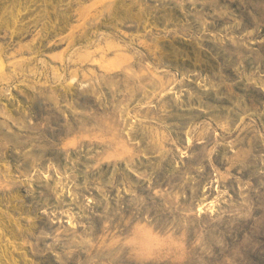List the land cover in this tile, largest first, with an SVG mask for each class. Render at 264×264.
<instances>
[{"label": "rangeland", "instance_id": "rangeland-1", "mask_svg": "<svg viewBox=\"0 0 264 264\" xmlns=\"http://www.w3.org/2000/svg\"><path fill=\"white\" fill-rule=\"evenodd\" d=\"M177 3L181 5L180 7L182 11L184 10V12H186L187 10H189L188 12L194 14V16L192 17V21H194L193 26L188 36L186 34H183L180 29V25L185 23L183 22V19H176L174 21V23L169 27V29H173L170 30L167 36L165 34V31L163 32V27L165 25L164 15L167 14L168 10L160 9L158 10L157 15L155 16L156 18L151 17V25L157 26V31L161 36L159 37V39L161 40H145L146 43H150L152 45H156L158 43L159 52L157 53V55L148 54L149 51L146 47L144 48V45L140 43L141 40H137L136 42L138 43V45L137 43H135L136 45H132V47L134 49L133 53H138L141 56L143 54V63L151 65L149 67L150 70L156 69V57H160L161 61H163L164 63L163 66H165V64H169V68H166L168 72L161 74V76L163 75L162 77L163 81L165 82L166 89L167 87H170L174 79L179 80V78L183 77V75L181 76V74L186 73L187 75L181 81L182 86L187 91H181L182 89L179 88L183 87L180 86H177L178 88L176 87V89L173 90L172 87H170L169 91H173L174 94H166V96H162V98L158 99L152 98V96L150 95L149 99L144 100V102L148 100L150 104L146 101L145 103L143 102V104L139 103V105V101L135 100L132 101L130 105H126L122 102L125 105L124 106L123 104H121V100L123 101V99L120 96L111 99L110 96H108L107 94V90L102 89V91L104 90L103 95L101 97V101L103 102L101 103L103 105L100 103V106H102V108L109 109L111 108V106H113V104L115 105L119 102L118 105L121 104V107H125L123 111L127 110V113L124 111V114L122 115L127 123L122 124L125 126L122 127L123 132H125L123 137L126 136V138L124 137L125 140H127V138L130 139L129 136H133L135 132L141 130L145 131V133L147 131V142H162V145L158 150H160V154H168L167 156L171 158L169 163L170 165L165 168L167 170L165 171L167 177L172 176V182L174 178L173 175L176 171L184 172V170H187V168L190 166H197L196 168L201 167L199 174L195 172L191 173L193 181L192 184H197L196 186H192L193 195H190L191 197H189L187 191L185 192L184 190H181L183 192L172 190V192L170 191V189H167L168 186L166 185L161 187V185H158V181H160L159 179L161 176L159 174L153 175L152 173L146 174V179H148L149 182L142 181V183H146V186H140V183V185L137 184L140 188L136 185L131 187V185L125 184V181L121 179L120 166L116 167V169L118 170H116L115 172L116 174H118L117 177L114 174H105L102 175V179L99 180V172H97L96 170L92 171V169L85 167L90 165L92 162L89 161L91 159H83L84 155H89V149L87 150V148H85L84 144L82 143H79L77 147H74L72 149L68 148L67 151L64 149V152L62 153L64 160L62 161L59 160V155L57 156L50 154L44 158L45 162H41V164L37 163L36 167L35 165L31 166V164H28L25 167L22 165V162L20 163L13 159L12 154L13 151H15L13 150L14 147H10L4 142V140L0 138V196L4 194L6 195L8 193H14V195H17L23 201V205L25 206L26 212L13 216L9 211L14 208L12 205L8 204L7 206L6 204V211H3V209L0 207V216L2 217V220L4 222V234L0 243V245H2L0 246V253H2L1 250H8L7 252L10 253L9 255L11 264H35L37 262H43L44 264H157L158 262V264H173V262L174 264H264V242L261 245H256V243H258V241H262V238L264 237V188H262L264 186V181L262 187H260L261 189H257V201L260 203V210L262 211L261 213H257L256 210H254V207L257 206H254L250 203L253 201H246L244 199L241 201V199H239L238 197L239 193L241 192V188L242 192H244V190H246L248 186L253 185V182L249 178L240 177L235 172L229 174L226 173L225 168H220L215 163V160H213V156L210 157L208 161L200 164V162L203 161L202 158L203 153L205 152V148L209 150L213 149V152L216 155L220 152L219 148L212 147L211 144L207 146V144L209 143L208 141H211V137L209 138L208 136L212 135V137H218L220 134L219 128L217 129V127H212V132L210 134L205 131L203 136L206 138L203 139V143L201 144L200 140H198V142L196 141V146L190 150H187L186 147L181 146L179 144V140L175 133V125L177 124V120L175 119L177 117L176 114L178 113L184 114L186 113L185 111H188V114L186 113L184 115L192 116L193 114H204L206 118L199 119L196 123V127L198 126V128L201 129L202 127H210L208 124L210 121L207 119L212 117V115L214 114V112H212L211 114H209V112H205L206 114L203 113V111H205L204 103L221 105L223 107H231L230 105H227L225 103V99H221L222 102H220V99L219 102L218 100L211 99L213 93H215L216 96L224 95L222 92L218 91L219 81L212 82L214 80V77L216 76V74L214 73H217V75H226L227 73L223 65L224 59L222 58V60H218L213 54L211 48L213 47V45L218 44V52H220V54H223L226 49V53L231 57V62L229 61V63L230 65H232V71H228L227 74L230 78V83H234L231 78L235 76V73L241 72L246 74L252 71V69L249 70V68L246 69L243 67H239V65L237 64L236 51H238V43L246 44V55L252 56L249 58H252L257 61L258 63L256 62V65L258 64V66L260 67V70L258 69L255 71H257V73L261 75H264V0H178ZM65 7L66 6H63L62 8ZM45 9L46 7L43 5L41 6V8L37 7V12L23 13L21 15L22 17L20 20H22L21 23L24 24H22L21 27L23 29L26 28V30L30 31L31 35L28 38L22 40L24 37H26L25 35H28L26 34V31H22V36L15 37V41H19L21 44H26L30 41L35 40L36 42L34 46L36 50L38 48H44L41 52L43 54H41L39 57L33 55V60L37 57V59H41L43 57L47 60V58L42 55H45L46 52V55H49V53L51 52L47 49L45 51V47L48 46L51 39H53V36L54 38L57 37L52 31H48L50 34L49 37L52 36V38H48V40H43V42L41 41V39H43L47 34L44 29L43 32L42 28L44 27V23H46V20L47 22L49 21ZM37 14H40V17H38ZM41 14L45 15L43 16ZM155 14L156 13H154V15ZM32 16H34L35 18H32ZM195 20L202 21L203 25L199 26V24H197ZM55 21L56 20H54L53 22ZM50 23L51 22L49 21L48 26H51ZM237 25L239 27L235 28ZM244 29H253L257 32V35L254 39H243L241 37V33L244 31ZM3 33L5 34V32ZM3 33H1V36H3ZM0 40L2 41V43L3 41H9L7 38L6 40H4L3 38ZM40 41L43 45L46 46L41 47L42 44H40ZM125 41L131 42L130 40ZM249 41L254 42V44L249 43ZM199 43H201L202 45ZM208 43H210V45ZM214 50H216V48H214ZM8 52H11V50H8ZM8 52L6 53V56L8 55ZM55 52H58V50ZM235 65L241 70L237 68V71H235V69L233 68ZM196 73H198L199 75ZM259 74L257 75L256 79H264ZM203 77H207V79L210 77V80H212L206 81L204 87H206L208 90L205 92L201 90L203 84L202 86H198V81L200 82ZM262 79H259L260 83H262L260 85L264 86V82H261ZM246 84H242L243 86L239 85V93H242L241 97L243 99V102H245L249 108L246 112H240L242 114V117L244 116V118L240 117L239 119L238 116H235L237 118L234 122L239 125L249 126L254 129L256 134L263 136L264 128L263 126H261V122L263 123V120L260 114H264V110L257 107V105L253 103L251 104L249 102H251L252 100H258L263 102L264 97L261 94H264V90L256 88L257 91H255L253 88L250 87V85L245 86ZM24 88L27 87L20 86V88L15 89L12 92V96H16L15 98L18 99L17 102L13 100V103L15 105L16 103H19L20 99L22 101L24 100L23 102L26 106L28 105V103L26 104L24 92L21 94V90H23ZM199 89L203 92L202 94ZM206 92L209 94L210 97L207 96L208 94ZM199 96H201V99ZM191 97H195L193 99L196 101L191 99ZM177 100H183V103L181 104L183 105L184 103H186L183 107H188L187 109H190V111L182 110L181 112H179V110H177V106L180 104L181 101L179 102ZM7 101L8 100H6V102ZM199 101H202V104ZM110 102L113 104H111ZM198 102L200 103V107ZM135 104L137 105V107ZM61 105V107L64 106V110L61 109L63 111V113L60 114L61 118H58L57 121H53L52 126L51 122L48 124L44 121V114L39 110V108L36 107H33L34 109L32 108L34 113L28 120V122L32 120L31 123H34L31 124V126H36L40 129L35 131V135L42 136L41 134H43V143H45L46 140H49L50 142L55 144V146L58 145L56 148H61V146L63 145L61 144L62 141L64 143H68L75 139L78 135V133L76 132L70 134L66 133V126L74 125V127L76 128L77 125L74 122L75 120L73 116L70 115L71 113L69 109L66 108L67 102H62ZM140 106H143L142 109L144 110H139ZM195 107L198 111L195 110ZM77 108L80 112H82V110L84 109H92L90 108L89 104H86L81 100H79ZM95 108L99 111V108L97 106ZM128 109L130 110L128 111ZM65 113L68 116H66ZM125 113L129 115L126 116ZM139 113L141 114V117H139ZM217 115L219 116V111H215V114L213 116ZM221 115L233 117V112L230 113L228 112V110L222 109L220 116ZM142 116H147L148 119H143V121H139L138 117L141 120ZM66 117L69 118L67 119ZM69 119H71L72 122ZM226 119H224V121L222 122L223 124L230 123V121H227ZM69 121L72 124H70ZM258 122L260 126L259 130L255 126L258 124ZM130 124L134 126H131ZM229 125L232 126V123H230ZM129 129L132 130L130 131ZM12 135L14 134L12 133ZM195 137L197 138V136ZM130 142L134 143L131 145V147L135 148L137 146L136 150H133V153H135L134 161L137 162L139 160V157L145 154H140V152H138L139 145H136V142ZM219 143L222 144L223 142L219 141ZM103 147V145H99V147L92 150L91 153H93V151L97 152L98 150L100 155L103 153V151H105V153H103L104 155L110 153L106 152V148L104 147L103 149ZM161 148L163 151L161 150ZM169 151L170 153H168ZM262 151L259 152L262 154ZM158 152L155 148V153L157 154ZM179 155H181L180 159L177 158V156ZM146 156L148 157L147 161L149 160L148 163H150L151 161V164L153 165L154 160L152 159V155L150 154V152H147ZM140 159H142V157H140ZM263 164H258L255 167L257 171L259 170L258 172L262 176H264ZM172 166H174V169ZM62 167L65 168V172H63L62 170L57 171V169H61ZM46 170H48V176L46 178V181H43L40 179L42 177L41 174L45 175L43 171ZM59 171L61 175H59ZM99 171L100 173L104 171V167ZM40 172L42 173L40 174ZM57 172L58 174H56ZM93 172H96L94 174L95 176H92ZM45 173H47V171ZM27 174H29L30 176H28ZM63 174H65V176ZM232 174L233 179L240 180L243 185L240 184L236 187L232 186V184L228 181L231 180L232 176L229 177V175ZM226 175L228 176V179L224 177ZM108 176H110V179H107ZM104 178L107 181H105ZM92 179L97 180V182L95 183L91 181ZM110 180H114L113 183H109L111 182ZM221 180L223 182H221ZM117 189L120 192H118ZM55 191L57 192V194ZM117 192L119 193V196H115L118 195ZM56 195H58V198L56 197ZM150 196L151 199H149ZM125 198L127 199L125 200ZM128 198H130V201H133V203H137L136 200H138V202L142 201V203H144V207L146 206L144 210L146 208L147 209L145 210L146 213L144 214L147 216V213H149L148 216H150L151 214V217H149L150 220H147L146 223H144L147 224V226H145L147 230L153 229V236H156L157 234L158 237L161 236L160 239L162 238V240L164 239L163 241H165L170 238V235L173 236V234H175L177 245L179 243L180 246L185 248L188 245L187 243H185L184 245L183 242H185L184 239L188 237L189 243H191L192 245L198 243L196 246V248H198L196 251H194L196 253L194 254V252H191L188 254L179 252L178 254L177 252V261H175V259L170 258H167L166 260V252L163 254V256H165V258L163 259L164 261H158L155 259V257L151 256V259L143 258L142 262H140L142 258L140 257L139 259L138 255V258L135 259L137 257L136 255H122V253L115 258L114 255L111 254L112 249H114L115 243H118V245L128 244L131 248L139 243V240L137 239V234L135 235L132 232H129L130 234L123 233L122 231L120 233H117L114 228H111L114 224V221L112 219L113 214L117 213V211H119L118 213H124L125 207H128V205L130 204ZM166 198L170 199L168 200ZM186 198L189 199L188 202H185ZM116 199H119L118 202L116 201L117 209L114 208V202ZM141 199H143L144 201ZM173 199L176 201L177 205L173 203V201L170 202V200ZM89 201H94L95 203L93 202V204ZM1 202L2 200L0 198V205ZM159 204L161 206H159ZM174 205L176 206L175 210L177 215L167 214L165 212V209H169V211H171V209L173 208L172 206ZM199 205L202 206L201 208L203 209V212L198 211V207L200 208ZM187 213H190V215H188L190 218L188 217L186 220L185 217V220H182L180 224H182L183 226L185 225L188 236L185 237L184 235H182L183 233L181 232V230L178 231V234V232L173 233L172 230H170L171 232H168L166 229L163 228L164 224H169L173 221H176L178 217H184L185 215H187ZM157 214L159 215L157 216ZM152 216L155 219H153ZM4 218H6V221L4 220ZM18 219L19 221H17ZM158 221L159 224H157ZM34 222L35 224H37V228L31 231H27V229L30 228V225ZM135 222L132 223L133 230L134 228L145 225L143 223L139 224L137 223V221ZM156 224L158 228L156 227ZM162 229L165 230V232ZM14 231L15 233H17V236L13 235ZM238 231L241 232L239 233L240 235L237 233ZM31 232H33L34 234H27ZM167 234L170 235L168 236ZM197 239L198 242L196 241ZM5 246H7L8 248ZM145 253L147 255H150L152 252L146 250ZM180 253L182 254V256L184 255L183 258ZM178 256H180L181 259ZM129 259L131 260L129 261ZM168 260L170 262H168Z\"/></svg>", "mask_w": 264, "mask_h": 264}, {"label": "bare ground", "instance_id": "bare-ground-1", "mask_svg": "<svg viewBox=\"0 0 264 264\" xmlns=\"http://www.w3.org/2000/svg\"><path fill=\"white\" fill-rule=\"evenodd\" d=\"M177 2L178 0L177 1L175 0H46L47 6L45 10L47 12V18L51 22L50 23L51 26H48L49 21L47 22V20H46L47 24L44 23L43 28L41 26L42 30L44 29L45 32L47 33L45 37H44L45 33L43 34L44 38L41 39V41L43 42V40H48V38H52V36L49 37L50 36L49 32L51 31L55 34V36H57L55 38L53 36V39H51L48 46L43 45L42 42L40 41V44H42L41 47L46 46L45 51L47 49L51 52L49 53V55H46L47 52L45 55H42L46 57L47 60L44 59L43 57L41 59H37L41 54H43L41 52L44 48L42 49L38 48L36 50L34 46L36 42L35 40L30 41L26 44H21L19 41L18 42L15 41V37L22 36V33L25 31H26V34L28 35H25L26 37H24L22 40H24L25 38H28L31 34H30V31L26 30V28L23 29L21 27L22 24H24V23H21L22 20H20L22 17L21 15L23 14L21 6L19 4L18 5L14 4L8 7L6 6L4 8V11L0 12V39L3 38L4 40H6L7 38L9 40L8 42L3 41V43L0 40V138L4 140V142L10 147H14L13 150L15 151H13V154L11 153L13 156V159L17 162H20V163L22 162V165L25 167L28 164H31V166L35 165L36 167L37 163L41 164V162H45L44 158L50 154L57 155V156L59 155L58 158L60 161H62L64 160L63 154H62L64 152V149L67 151L68 148L72 149L74 147H77L79 143H82L84 144V147L87 148V150L89 149L88 150L89 155L88 156L84 155L83 159L84 160L91 159L89 161L92 162L90 165L85 166V167L92 169V171L96 170L97 172H99V176H100L99 180H101L103 177L102 175H105V174L107 175L114 174L117 177L118 174L115 173L117 170L116 167L120 166L121 179L125 181V184L131 185V187L135 185L138 186L137 184L140 185V183H141L140 186L142 185L146 186V183L144 184L142 183V181L149 182V180L146 179L147 173H152L153 175L159 174L161 177L159 179L160 181H158V185H161V187L166 185L168 186L167 189L168 190L170 189V191L172 190H176L178 192H183L181 190H184L185 192L187 191V193L189 194V197H191L190 195H193L192 186L197 185V184L195 185L192 184L193 181H192L191 173L195 172L199 174L201 167L196 168L197 166L196 167L190 166L187 168V170H184V172L176 171L177 173L175 172L176 175L174 173L173 175L174 178L172 182L171 180L172 176L167 177L166 175L167 170L165 169L170 165L169 163H170L171 158L167 156L168 154H160V150H158L161 147L162 142L160 141L161 143L160 144L158 143V141L157 143L156 142L152 143L148 141L149 142L148 143L147 137H146L147 131L145 133V131H141V130L135 132L134 135L131 134L133 136H129L130 139L127 138V140H125L126 136H124L125 138L123 137L125 132H123L122 130V127L124 126L122 124L123 123L125 124L126 120H124L122 116L124 114L125 110L123 111V109H125V107L124 108L121 107V104L125 103L126 105L128 104L130 105V103L135 100L139 101L138 104L139 103L143 104L145 99H149L150 95L152 96V98L158 99V98H162V96H166V94L173 93L172 90L176 89L177 86L183 87L181 80H183L184 77L187 75L186 73L181 74L179 72L181 76L183 75V77L179 78V80L174 79L173 83L171 84L172 86L170 85V87H172V90H171L172 92H170L169 91L170 87H167L166 89L165 82L163 81V77H162L163 75L161 76L162 73L168 72L166 68H169V64L168 65L165 64V66H163L164 63L163 61H161L160 57L159 58L156 57V60H157L155 63L156 69L150 70L149 67L151 65L143 63L144 62L143 54L141 56L138 53H133L134 49L132 47V45H136L135 43H137L136 42L137 40L139 41L141 40L140 43L144 45V48L146 47L148 49L149 51L148 54L157 55V53L159 52L158 43L156 45H152L150 43L149 44L146 43L145 40H161L159 39V37L161 36L159 35L157 31L158 30L157 26L151 25L152 24L151 17H155L157 15L158 10L160 9L168 10L167 14L164 15L165 25L163 27V32L165 31L166 35L170 32L171 29H173V28L169 29V27L174 23L176 19H183L184 20L183 22L185 23L180 25V29L183 34H186L188 36L193 26L194 21H192V17L194 16V14H192L191 12H188L189 10H187L186 12H184V10L182 11L180 7L181 5L178 4ZM63 6H66V7L62 8ZM154 13L156 14L154 15ZM39 15L38 17H40ZM34 16H32V18H35ZM34 20H38V19H34ZM54 20L56 21L53 22ZM195 22H197L199 26L203 25V22L200 20H195ZM238 27L239 26L237 25L235 28H238ZM3 32H5V34ZM255 32L256 31H254L253 29L252 30L244 29V31L241 33V37L243 39H246V38L254 39L255 36L257 35V32L256 33ZM1 33H3V36H1L2 35ZM125 40H130L131 42L129 41L127 42ZM249 43L254 44V42L252 41L251 42L249 41ZM208 44L210 45V43ZM150 46H153V47H150ZM245 46L246 44L244 43L237 44L238 51H236V54H237L236 62L239 65V67H243L246 69L249 68V70L252 69L250 73H246V74L241 73V72L235 73V76L231 78L234 81V83H230L229 82L230 78L227 74H228V71H232V67H231L232 65H230L229 63L231 57L226 53V49L223 54H220V52H218L219 50L218 44L217 45L215 44L213 45V47H211L212 52L218 60H222V58L224 59L223 65L227 73L226 75H220V74L217 75V73H214L216 74V76L214 77L213 81L210 80V77L208 79L207 77L206 78L203 77V79L200 82L198 81V86H202L203 84V87L206 84V81L208 80L212 82L219 81L218 91L222 92L224 95L216 96V94L213 93V96H211L212 97L211 99L218 100V102H219V99H220V102H222L221 99H225L224 100L225 103L227 105H230L232 108L229 106L223 107L221 105H213V104L204 103L205 111H203V113L209 112V114H211L212 112H214L215 114V111H219V116L218 115L213 116L214 115L213 114L212 117L207 119L210 121L208 123L210 127L208 126L207 128L202 127L201 129L198 128V126L196 127V123L198 122L199 119L206 118L204 114H203L204 116L194 115V114L192 116V115H184L188 111H185L186 113L184 114L178 113L176 114L177 117L175 119L177 120V124L175 125L176 126L175 133L179 140L178 141L179 144L181 146L186 147L187 150H190L196 146V143L198 142V140L201 141V144L203 143V139L206 138L203 136L205 131H207V133L210 134L212 132V127H217V129L219 128L220 134L218 137H214V136L212 137V135L208 136L209 138L211 137L210 138L211 141H208L209 143L207 144V146L211 144L212 147L219 148L220 152L216 155L213 152L212 147H211L212 150L205 148V152L203 153V158H202L203 161H201L200 164L208 161V159L213 156V160H215V163L220 168H225L226 173L229 174V173L235 172L240 177L249 178L253 182V185L248 186L246 190H244V192H242V188H241V192L239 193L238 197L239 199H241V201L243 199L246 201L247 200L253 201L250 203L253 204L254 206H257V207H254V210H256L257 213L259 212L261 213L262 211L260 210V203L257 201V195H258L257 189H261L260 187H262L264 176L259 174L258 172L259 170L257 171L255 167L258 164L261 165V163L262 164L264 163V135L263 136L258 135L255 133L254 129H252L251 127L239 125L234 122L235 119L237 118L235 116H238V118L240 119V117H242V114L240 112H246L247 109L249 108L246 105V103L243 102V99L241 97L242 93L241 94L239 93L240 91L239 85H242V84L244 85L247 83L245 86L250 85V87L253 88L255 91H257L256 88L264 90V86L260 85L262 83H260V80H259L262 78L256 79L259 73H257V71L255 70H258L260 67L258 66V64L256 65L257 61H255L252 58H249L252 56L246 55L247 52H246ZM214 48H216V50H214ZM8 50H11V52H8ZM57 50L58 52H55ZM7 52H8V55L6 56ZM33 55H36L38 57L36 59L34 58L33 60ZM235 66L233 68L235 69V71H237L238 67L237 66L235 67ZM261 77L264 78V75H261ZM257 81H258V84H257ZM261 82H264V79H262ZM20 86L27 87L21 90V94L23 92L25 94L26 104L28 103L27 106L23 102L24 100L22 101L21 99L19 103H16V105L13 103L14 102L13 100L17 102L18 99L15 98L16 96L15 97L12 96V92L15 89L20 88ZM203 87L201 90H203L204 92L208 90L206 87H204L203 89ZM102 89L107 90V94L108 96H110L111 99L112 98L114 99L115 97L120 96L123 99V101L121 100V104L118 105L119 103L118 102L117 104L114 105L113 103L110 102L111 104H113L111 108L109 109L102 108V106H100V103L102 102L101 97L104 92V90L102 91ZM179 89H182L181 91H187L184 89V87L179 88ZM202 93L203 92L201 91V94ZM199 95H200V92H199ZM261 95L264 97V94H261ZM207 96H209V94ZM199 97L201 99V96ZM193 98L191 97V99ZM6 100H8L10 103L8 101L6 102ZM79 100L85 102L86 104H89L90 108L92 109L90 110L84 109L82 110V112H80L79 109L77 108L79 104ZM146 101L147 103H149L148 100ZM182 101L177 106L178 108L177 110H179V112H181L182 110L190 111V109H187L188 107L187 108L183 107L185 106L184 104L186 103L182 105L181 104L183 103ZM62 102H67L66 108L69 109L71 113L70 115L73 116L75 120L74 122L77 125L76 128L74 127V125L70 126L67 124L69 127L65 125L67 127L66 133L70 134V133L76 132L78 133V135L76 136L75 139H73L72 141L68 143H64L62 141L61 144L63 145L61 146V148H56L58 145L55 146V144H53L49 140H46V142L43 143V139H44L43 134H41L42 136H36L35 131H37L39 128L36 126H31V124H34V123L33 122L31 123L32 120L29 121L30 122L29 123L28 120L30 119L31 115H33L34 113L32 108L36 107V108H39V110L44 114L45 116L44 121L47 122L48 124L51 122V126H52L53 121H57L58 118L59 119L61 118L60 114L63 113L62 110H64V106L61 107ZM200 103H199V107H200ZM249 103L251 104L253 103L257 105V107H259L260 109L264 110V101L262 102L258 100L257 101L252 100ZM96 106L99 108V111L96 110L95 108ZM140 107H139V110L142 109L143 106L141 108ZM222 109L228 110V112L230 113L233 112V117L231 116L227 117L224 115L220 116ZM129 110L130 109H128V111ZM195 110H197V108ZM202 110H203V107H202ZM233 110H236L237 112ZM125 112L127 113V110ZM127 115L129 114H126V116ZM139 115L138 116L141 117L140 113ZM260 116H262V120H263V123L261 122V126H263L264 128V114H260ZM139 117H138L139 121H143V119L144 120L148 119L147 116L146 117L142 116L141 120ZM242 118H244V116ZM224 119H226L227 121H230V123H232V126L229 125L230 123L223 124L222 122L224 121ZM69 120L71 121V119ZM130 125L134 126L132 124ZM255 126L259 130L260 128L259 122ZM12 133L14 135H12ZM195 136H197V138ZM130 141L132 142L134 141L136 142V145H139L138 152H140V154H145V155H141L140 157H142V159H140L139 157V160L137 162L134 161L135 153H133V150L134 149L136 150L137 146L135 148L131 147V145L134 143H131ZM219 141H222L223 143L221 144L219 143ZM99 145L101 146L103 145L106 148V152H110V153H107L104 155L103 153H105V151H103V153L101 152L102 154L100 155L99 150L97 152L93 151V153H91L92 150H94L95 148H98ZM155 148L157 149V152L159 151L157 154L155 153ZM262 148H263V151H262ZM259 151H262L263 153L261 154ZM147 152H150V154L152 155V159L154 160L153 165L151 164V161L150 163H148L149 160L147 161V158H148L146 156ZM168 153H170V151ZM180 157L181 155L177 156V158L179 159ZM102 166L104 167V171L100 173L99 170L103 169ZM172 167L174 169V166ZM64 169L65 168L62 167L61 169H57V171L62 170L63 172H65ZM46 171L47 173H45ZM46 171H43L45 175H42L41 174L42 172H40L42 176V177L40 176L41 177L40 179L43 181H46V178L48 176L47 175L48 170ZM95 173L96 172H93L92 176H95L94 175ZM29 174L27 175L30 176ZM56 174H58V172ZM59 175H61L60 171H59ZM63 175L65 176V174ZM230 176H232V178L231 180H228V181L229 183L232 184V186L236 187L242 184L240 180L233 179V174L229 175V177ZM109 177L110 176H108L107 179ZM224 177L228 179L227 175ZM91 181L95 183L97 182V180H93V179ZM110 181L111 182L109 183H113L112 180ZM221 182L223 181L221 180ZM262 188H264V186ZM117 191L120 192L118 189ZM58 195H56V197ZM115 196H119V193L118 195H115ZM126 199L127 198H125V200ZM128 199H129L128 201L131 200L130 198ZM149 199H151V196ZM166 199L169 200L170 198H166ZM116 201L118 202L119 199H116L114 202L115 209H117ZM136 201L137 203L136 202L133 203V201H130V204L128 205V207L127 206L125 207V211L123 214L118 213L119 211L113 214L112 219L114 221V224L112 225L113 227L111 228H114V230H116L117 233H120L122 231L123 233L132 232L135 235L137 234V239L139 240V243L134 245L132 248L128 244L118 245V243H115L114 249H112V253H111L112 255H114L115 258L118 257L122 253V255L124 254L126 255L128 254L131 256L138 255L139 259L140 257L142 258L141 261L139 260L140 262H142L143 258L151 259V256L155 257V259L158 261L159 260L164 261L163 259L165 258V256H166L165 258L166 260L167 258L168 259L170 258V259H175V261H177L176 260L177 252L178 254L179 252L189 254L197 250L198 247L196 248V246L198 243H196L195 245H192L191 243H189L188 237L185 238L184 239L185 242H183L184 245L185 243H187L188 245L185 248V247L180 246L179 243L177 245L175 234H173V236L169 234L170 238L168 237L169 239L165 241H163L164 239L162 240V238L160 239L161 236L158 237L156 233H155L156 236H153L152 235L153 229L147 230V228L145 227L147 226V224L145 223L147 220H150L149 217H151V214L150 216H148L149 213H147V216H146L144 214L146 213L145 210L147 208L144 210L146 206L144 207V203H142V201H139V202L138 200ZM171 201H173V203L177 205L174 199L170 200V202ZM188 201L189 199L186 198L185 202H188ZM93 202H90V203H93ZM159 206L161 205L159 204ZM174 206H172L173 208L171 209V211H169V209H165V212L167 214L177 215L176 210H175L176 206L175 207ZM201 207L202 206H200V208L198 207L199 212H203L202 211L203 209ZM158 215L159 214H157V216ZM188 215H190V213H187V215H185L184 217H178L176 221H173L169 224L168 223L164 224L163 228L166 229L168 232L172 230L173 233H176L179 230H181V232L183 233L182 235H184L185 237L188 236L185 225L183 226L182 224H180L182 220H185V217L187 220V218L189 217ZM153 219L155 218L153 217ZM135 221H137V223L139 224L143 223L145 225L134 228L133 230L132 223ZM157 224H159V221ZM157 224H156V227H157ZM3 225H4V222L2 220V217L0 216V243L2 240V236L4 234ZM184 228L186 229V231ZM163 231L165 232V230ZM237 233L239 234L241 232L238 231ZM196 241L198 242V239ZM263 242H264V237L262 238V241H258L256 245H261ZM146 250H149L152 253L150 255L149 254L147 255L145 253ZM7 251L1 250L2 253H0V264H5V263L9 264L11 262L10 255H9L10 253H8ZM164 253H165V256H163ZM195 253L196 252H194V254ZM180 255L182 256L181 253ZM131 256H127V257H131ZM138 256L134 258L137 259ZM178 257L180 258V256ZM130 260L131 259H129V261ZM168 262L170 261L168 260Z\"/></svg>", "mask_w": 264, "mask_h": 264}, {"label": "water", "instance_id": "water-1", "mask_svg": "<svg viewBox=\"0 0 264 264\" xmlns=\"http://www.w3.org/2000/svg\"><path fill=\"white\" fill-rule=\"evenodd\" d=\"M20 5L22 8L23 13H32V12H37V7L41 6H47L46 0H0V12L4 11V8L7 6H12V5ZM2 202L0 207L3 209V211H6V204L8 206L12 205L14 208L12 210H9L13 216L16 214L20 213H26L25 212V206L23 205V201L17 196L14 195V193H8L0 196ZM6 221V218H4ZM19 221V219L17 220ZM37 228V224L32 223L30 225V228L27 229V231H31ZM27 234H34L33 232L27 233ZM14 236H17V233L15 231L13 232ZM35 264H44L43 262H37Z\"/></svg>", "mask_w": 264, "mask_h": 264}]
</instances>
